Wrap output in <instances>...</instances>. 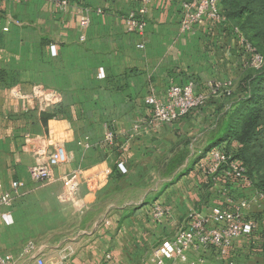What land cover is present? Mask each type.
<instances>
[{
  "label": "crops",
  "instance_id": "crops-1",
  "mask_svg": "<svg viewBox=\"0 0 264 264\" xmlns=\"http://www.w3.org/2000/svg\"><path fill=\"white\" fill-rule=\"evenodd\" d=\"M183 2L153 0L146 31L140 35L125 26V17L139 7V0H71L64 11L48 0H0V184L13 196L11 207L0 208V253H12L15 264H38L37 254L45 264H158L157 250L185 226L191 210L200 208L199 199L209 190L199 184L196 178L201 176L193 169L164 191L163 200L171 207L166 220L152 219L149 205L131 213L121 206L98 226L76 219L75 228L91 231L56 241L61 246L70 243L72 250H56L53 257L45 256L36 240L16 231L53 227L40 221L33 224L37 219H32V203H26L37 189L31 169L42 158L38 149L65 145L68 162L55 168L53 184L59 186L57 191L62 182L70 184L71 190L66 188L65 193L77 197L71 206L75 212L64 206L55 211L56 221L68 223L69 213L77 215L84 209L77 202L93 203L111 181L117 160L125 163L129 174L137 167L155 168L170 159L184 140H192V147L215 129L222 109L218 106H227L228 92H235L246 54L229 25L209 23L183 30ZM82 6L91 8L86 29L77 16ZM140 43L144 48L138 47ZM189 83L206 97V103L173 122L154 120L146 98L153 94L165 99L171 84ZM37 84L62 94L59 110L53 111L59 106L41 110L30 97L13 95L18 87L30 96ZM51 113L57 116L46 118ZM107 125L116 134L113 144L105 140ZM86 140L90 147L84 145ZM189 156L181 165L186 166ZM83 181L98 186L90 190ZM184 181H190L188 187ZM57 191L47 190V194L55 198ZM21 208L25 217L19 225ZM7 212L12 222L6 219ZM29 243L35 250L22 254ZM243 246L236 241L231 254L236 264H246L248 251ZM196 257L190 251L188 260L175 264H191ZM209 259H218L217 252L204 253L201 263ZM165 264L174 261L167 259Z\"/></svg>",
  "mask_w": 264,
  "mask_h": 264
},
{
  "label": "rangeland",
  "instance_id": "rangeland-1",
  "mask_svg": "<svg viewBox=\"0 0 264 264\" xmlns=\"http://www.w3.org/2000/svg\"><path fill=\"white\" fill-rule=\"evenodd\" d=\"M248 14L249 12H244L241 17L239 16L238 23L241 26V29H239L246 39L248 38L246 34H248V36L251 37L255 43L261 42V48L264 50V39L262 41L260 39V37L264 38V18L256 16L249 22L247 19ZM246 72H249V70ZM213 88H216V86H213ZM234 91L235 92L229 91L227 94V97L231 98L230 101L227 102V106L224 104H222V106H218L222 109L218 115H216L214 122L216 123V127L215 129L212 128L202 141H198L195 144L193 143L191 147L192 140H184L182 146L179 147L170 159L167 161L164 160L165 162L161 165L156 166L155 168H148V170L143 169V167H137V169H134L129 174L127 173L128 170L123 172L119 168L118 163L120 161L117 160L118 162L113 166L114 171L111 176V181L101 188V191H99L100 193L98 192L99 194H97L93 203H87L82 200L77 202L81 207H84V209L80 208L77 215L75 213H69L72 218L69 219L70 222L68 223L62 222V220L56 221L55 211L63 206L69 207V211H76L71 206H73L72 201L77 200V197L72 198L70 195L68 196L65 193L66 188H68V191L71 190V185L69 184L68 186V184L62 182L60 191H57L59 186L53 184V180L37 181L38 184L36 187L37 189H35L36 192L32 197L28 198V201H26L28 204L32 203V219H37V222L34 221L33 224L40 225L38 223L40 221L43 225H52L53 227L43 229L36 227L30 228L29 230L21 227L16 230L17 233L22 232L26 239L36 240L38 247L42 249V253L47 257H53L61 249L68 252L72 250V245L70 243L67 242L61 246L57 245L56 241H59V239L64 237H78L84 235L82 234L84 232L91 231V229L84 227L75 228L74 221L76 219L84 221L83 224L94 221L97 222L98 226V224L107 220L109 215L121 206H126V209L129 213H131V211H134L142 205H149L152 207L150 212L152 219L155 221L166 220L169 216L159 220L153 216L152 212L154 207L157 205L170 207V204L165 203L163 200L164 197H162V195L164 191L175 185L180 179L194 169L197 170L198 174L201 176V178H196L199 181V184H201L203 188H207L209 192H207V195L205 194V197L204 195L200 197V208L198 207L191 210L187 217V221H185L183 225L186 226L190 220V214L192 213L213 215L220 212H240L243 220L249 221L252 219L257 222L259 230L251 237L236 239L231 249V254L233 249H235L236 241L239 240L244 245L246 244V247L243 246L244 248H247L248 251V258L245 260L246 264H264V197L259 195L260 192L264 193V189H261L258 185H256L254 179L249 177L247 179L251 182V184H248L246 181L235 182L229 187L227 194H221L218 191L219 188L205 177L203 171L198 165L201 161L207 159L208 151L216 146L225 147V150L231 152L235 157L245 163L244 158L238 156L240 154L242 144L236 139V136L230 129L231 123H234L237 120L236 118H231V113L234 109H236L239 101H241V96L238 93L239 84L236 86ZM205 141H207L206 143L208 144L206 145L208 147L206 146L204 149L203 145ZM247 154L251 155L253 152L249 150L247 151ZM188 155L190 156L186 166L181 165L180 163L185 161ZM115 167L118 168L119 171H115ZM191 179L194 181L196 180L195 178ZM256 180H258V178H256ZM83 182H85L87 189L90 190L96 189L98 186L97 182ZM189 183L190 181H184L182 184H184L185 187H188ZM51 189H56L58 192L57 197L54 198L50 194H47V190ZM19 199H21L22 206L24 203L22 201L23 197L20 196ZM244 200L251 204L250 207H242L241 202ZM90 204L92 205L91 209L86 213V207ZM24 217L25 214L21 208L20 216L18 218L19 225L23 224ZM40 217H43V220L39 219ZM63 224L70 225L67 228H62ZM178 230L179 228L175 230L171 239L176 236ZM67 241H69V239H67ZM187 255L189 256V252H187ZM198 259L199 255L197 254V257L193 259L196 264L204 263L199 262ZM230 261H232L233 264H236L234 257H230ZM204 264L224 263L218 259H209ZM225 264L227 263L225 262Z\"/></svg>",
  "mask_w": 264,
  "mask_h": 264
},
{
  "label": "built area",
  "instance_id": "built-area-1",
  "mask_svg": "<svg viewBox=\"0 0 264 264\" xmlns=\"http://www.w3.org/2000/svg\"><path fill=\"white\" fill-rule=\"evenodd\" d=\"M24 2L28 0H14ZM57 4L61 10H65L71 0H48ZM153 0H139V7L133 10L125 17V26L128 32L144 34L147 28V12ZM222 0H184V14L181 20L183 30H193L196 26L206 24H220L226 21V17L221 7ZM91 8L87 6L79 7L77 16L79 24L86 29L91 24ZM97 12H100L97 9ZM13 23L20 24L18 20ZM5 31L8 27L3 28ZM234 36L244 49L246 60L243 61L245 67H260L264 63V57L256 47L246 39L239 28L234 29ZM85 39V35L81 36ZM139 48H144L140 43ZM211 84V88H213ZM215 89V88H213ZM13 95L18 97H30L35 100L41 110L54 107L62 103V94L55 89L46 88L43 85L33 86L30 96L21 93L18 87L13 88ZM206 97L195 91L193 83L186 85L171 84L166 92L165 99H159L155 95H149L145 102L152 110V118L157 122H173L176 119L185 116L191 110L202 106ZM105 140L113 144L116 139L115 132L107 125ZM86 147H90L88 140L84 142ZM41 160L31 169L32 179L35 181H46L54 179V170L68 162V154L65 145L56 143L52 148H41L37 151ZM119 168L126 172L127 168L124 162H120ZM199 167L209 181L219 188V193L227 194L228 189L235 182H251L246 177L247 168L245 164L235 157L231 152L225 150V147L216 146L207 153V159L201 161ZM261 197L264 193L260 192ZM13 196L11 191L5 190L0 184V208L11 207ZM242 207H250L247 201L241 202ZM171 213V209L165 205H157L153 209V216L156 219H164ZM1 216V213H0ZM6 219L12 222L11 212L6 213ZM259 230V225L254 220H243L240 212H220L213 215H203L200 213L190 214V220L183 228H180L176 236L164 242L157 250V263L165 264V260L170 259L175 262L188 260L187 252H194L199 255V262H202V255L207 251L215 250L217 257L224 264H233L230 261L231 249L234 241L238 238L251 237ZM35 246L29 243L25 246L23 253H32ZM38 264H45V260L40 255H36ZM0 264H15V256L12 253H0ZM191 264H196L195 261Z\"/></svg>",
  "mask_w": 264,
  "mask_h": 264
},
{
  "label": "trees",
  "instance_id": "trees-1",
  "mask_svg": "<svg viewBox=\"0 0 264 264\" xmlns=\"http://www.w3.org/2000/svg\"><path fill=\"white\" fill-rule=\"evenodd\" d=\"M221 7L226 21L220 23V26L229 25L233 34L235 28L241 29L238 18L244 12H249L247 17L249 22L256 16L264 18V0H222ZM246 35L247 39L264 57V50L261 48L262 43H255L248 34ZM260 39L262 41L264 38L260 37ZM241 49L244 51L243 48ZM247 70L249 72H246ZM238 84L241 101L231 113V118L237 120L231 123L230 129L242 144L238 156L244 158V164L247 168L246 177H252L256 185L264 189V63L258 68L244 67ZM60 105H57L59 108L54 107L53 111L59 110ZM45 116L51 118L56 117L57 114L51 113ZM249 150L253 154H247ZM115 171H119L118 168L115 167Z\"/></svg>",
  "mask_w": 264,
  "mask_h": 264
}]
</instances>
